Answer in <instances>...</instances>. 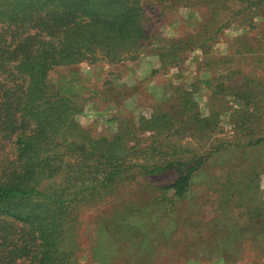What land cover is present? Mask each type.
<instances>
[{"label":"rangeland","instance_id":"374dc122","mask_svg":"<svg viewBox=\"0 0 264 264\" xmlns=\"http://www.w3.org/2000/svg\"><path fill=\"white\" fill-rule=\"evenodd\" d=\"M250 1L140 0L146 26L155 39L143 43L133 58L118 63L82 61L50 71L48 81L54 88L59 81L78 77L71 87L79 93L75 102L80 111L74 118L89 131L91 141L101 139L98 150L108 147V141L101 137L113 135L120 118L138 129L136 147L116 162L129 176L101 196L90 195L72 203L80 221L78 228L87 235L85 246L92 243L97 230L109 226L108 219L130 207H150L158 200L161 187L171 183L178 172L174 168L149 171L153 164L164 165L165 156L171 158L172 145L193 159L192 155L202 158L211 145L224 143L201 160L186 197L176 202L175 211L169 214L162 210L157 216L155 233L173 227L175 240L154 246L158 253L151 261L161 264L183 253V259H173L172 264H264V250L256 244L264 245V141L257 143L264 138V1L257 5L254 17L249 12L253 9ZM190 37L203 43V48L187 49L170 60L173 54L166 50L168 43ZM160 47L162 57L155 53ZM227 62L231 77L225 79ZM204 80H210L209 84ZM223 80L224 87L214 92L215 84ZM175 89L189 91L196 114L208 121V136L200 132L191 136L180 126L160 135L137 127L139 116L165 110ZM185 119L190 118L186 115ZM63 158L81 159L72 151L64 152ZM189 163L186 167L194 162ZM60 181L57 177L55 187ZM189 228L194 232L186 237L184 232ZM191 236L195 238L190 247L184 248ZM106 240L102 245L110 258H102L101 264H130L113 260L112 253H122L121 247ZM78 260V264H98L85 256Z\"/></svg>","mask_w":264,"mask_h":264},{"label":"trees","instance_id":"16d2710c","mask_svg":"<svg viewBox=\"0 0 264 264\" xmlns=\"http://www.w3.org/2000/svg\"><path fill=\"white\" fill-rule=\"evenodd\" d=\"M262 1L249 2L252 17ZM146 24L140 0H0V264H78L80 256L101 264L102 258H110L102 245L106 238L121 247L122 253H112L113 260L152 264L158 253L154 246L175 240L173 227L155 233L157 216L162 210L169 214L175 211L176 202L186 197L201 160L224 143L211 145L202 158L192 155L193 159L172 145L171 158L165 156L164 165L153 164L149 171L174 168L178 172L171 183L161 187L158 200L150 207H130L108 219L105 223L109 226L103 225L85 246L87 235L78 228L80 221L72 203L90 195L101 196L129 176L116 162L136 147L138 129L128 119L116 118L113 135L101 137L108 141V147L98 150L101 139L91 141L89 131L74 118L80 111L75 102L79 93L71 87L78 77L59 81L55 88L48 81L55 66L101 60L118 63L133 58L143 43L155 39ZM195 48L202 49L203 43L192 37L166 46L173 54L170 60ZM162 49L155 51L159 57ZM228 65L223 68L225 79L231 77ZM203 82L209 84L210 80ZM223 87L224 80L215 84L214 92ZM172 93L165 110L139 116L137 127L160 135L180 126L191 136L198 132L208 136V121L196 114L189 91L175 89ZM262 141L264 138H259L257 143ZM67 151L79 153L81 159H64ZM190 160L193 165L186 167L192 164ZM57 177L62 181L55 187ZM193 232L194 228H189L184 233L187 237ZM194 238L191 236L183 247L189 248ZM256 244L264 250L261 242ZM181 254L177 257L180 260L184 257ZM173 259L179 262L171 257L161 264H172Z\"/></svg>","mask_w":264,"mask_h":264}]
</instances>
